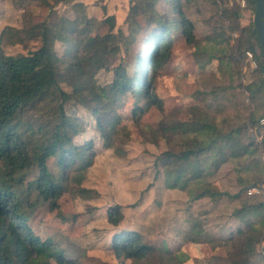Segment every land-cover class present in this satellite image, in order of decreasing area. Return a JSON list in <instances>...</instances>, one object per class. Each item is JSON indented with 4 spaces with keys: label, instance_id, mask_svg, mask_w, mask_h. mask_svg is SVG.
<instances>
[{
    "label": "trees",
    "instance_id": "1",
    "mask_svg": "<svg viewBox=\"0 0 264 264\" xmlns=\"http://www.w3.org/2000/svg\"><path fill=\"white\" fill-rule=\"evenodd\" d=\"M41 1L50 6L49 17L54 21L31 22L23 27L28 38L40 39L38 47L12 58L0 43V264H49V259L57 264H80L75 251L60 240L39 239L28 223L37 206L49 202L55 208L56 198L65 190L72 197L83 198L92 191L81 183L93 163L92 141H75L83 127L77 117L67 113L66 104L87 108L104 144L116 150L122 96L130 93L136 100L142 97L162 108L161 101L149 90L152 76H147V68L163 67L168 62L174 38L195 40L194 24L184 11L191 0H157L161 8L152 0H129L124 19L126 32L116 28L112 14L101 20L88 14L82 0L72 2L73 17L58 14L50 0ZM59 2L70 0H54L55 4ZM247 4L253 11L254 0H247ZM222 12L228 19L233 17L235 23L228 27L239 29L240 34L233 52L222 55L223 59L216 55L218 67L222 65L220 71L238 77L241 69L236 71L234 66L242 64L246 49L255 52L251 41L254 37L258 67L248 84H238L247 92L253 110L264 107V64L254 26H239V6H223ZM102 25H107L105 32L100 31ZM218 36L222 38V34ZM133 45L137 46L132 55L133 73L122 64H111L113 55H128ZM101 69L112 71L104 84L96 79ZM226 85L220 89L231 88ZM220 89L214 87L208 94L216 100ZM42 108L45 113L35 115ZM133 109L134 115L143 111L141 106ZM214 109L212 104H194L189 108L190 120L172 125L161 122L150 134L154 138L161 135L170 146L157 158L167 188L189 189L191 200L221 196L240 200L233 216L244 225L233 233L230 229L220 239L235 238L226 253L229 264H252L258 244L264 260V201L245 194L255 183H247L230 194L211 190L207 178L222 164L241 159L245 164L236 168L241 183L242 170L263 167L258 144L248 135L245 122L231 125L230 117L217 119ZM258 131L264 139V128L258 125ZM195 183L197 193L189 188ZM260 184L256 186L264 193V180ZM121 209L118 203L108 207L106 220L112 226L123 219ZM110 235L114 256L138 264L152 255L161 264H181L188 258L183 250L186 242L214 245L220 240L204 231L198 215L191 217L174 245L151 246L138 231L124 228L114 229Z\"/></svg>",
    "mask_w": 264,
    "mask_h": 264
},
{
    "label": "rangeland",
    "instance_id": "2",
    "mask_svg": "<svg viewBox=\"0 0 264 264\" xmlns=\"http://www.w3.org/2000/svg\"><path fill=\"white\" fill-rule=\"evenodd\" d=\"M54 3L53 8L60 15L73 17L75 12L72 2ZM157 5V0H152ZM191 0L185 6V14L193 20L195 40L187 41L183 37L174 38L171 56L163 67L147 68V76H152L150 92L161 101L162 108L149 103L146 99L135 97L127 93L122 96L118 113L120 123L119 134L115 136L118 149L106 146L95 128V121L89 110L80 104L68 102V114L79 119L83 130L75 136L76 142L91 140L94 149L92 165L87 169L82 179V186L91 189L89 197L71 196L65 190L56 200L55 208L46 202L36 207L28 223L36 236L45 240L52 238L60 240L62 244L77 253L80 264H138L133 260H118L110 249V231L114 229H128L138 231L144 241L151 246L178 244L182 232L188 228L190 219L198 215L200 223L206 233L217 239L233 233L242 225L233 216V210L239 208L240 200L229 196L217 198L202 197L191 200L189 189L167 188L160 163L157 161L162 151L169 144L158 135L154 138L150 132L159 127L161 122L168 125L181 123L191 119L189 108L194 104H212L215 107L214 116L217 119L230 117L231 125L245 122L247 133L258 144L262 168L259 165L249 167L240 172L241 183L237 177L236 168H242L243 160L226 162L216 172L207 178L209 188L215 192L226 190L233 194L247 183L260 185L264 180V139L258 131L257 119L264 111V107L253 110L254 105L249 101L247 92L238 84H248L252 80L257 67H252L250 60L244 56L242 64L235 65L236 71L241 69L238 77L230 72L223 73L218 67V54L229 55L234 51L239 29H229L235 23L233 17L228 19L223 15L222 7L239 6L238 0ZM88 14L97 20L107 15H114L116 28L126 32L124 19L128 10L129 0H92L86 1ZM162 7V4H158ZM50 6L41 0H0V43L4 53L12 58L34 50L40 44V39L29 37L23 27L29 23L54 21L49 17ZM240 13L245 18L238 24L247 23L253 26V11L250 6ZM107 25H102L101 32H105ZM222 34L223 41H220ZM209 37H211L209 39ZM254 47V57L257 53L256 39L251 38ZM137 46L133 45L131 52L112 56V65L122 64L129 73H133L132 55ZM256 59V57H255ZM240 67V68H239ZM112 71L101 69L96 74L99 83H106ZM231 86L227 90L220 89L225 85ZM238 84V85H237ZM226 85V86H227ZM217 87L220 92L217 99L208 91ZM66 88V87H64ZM229 97V98H228ZM142 107L143 111L134 115V109ZM45 113V108L36 112ZM254 123L252 124L251 122ZM260 138V141L257 139ZM263 140V141H262ZM197 193L196 183L190 186ZM251 190V192H250ZM246 196H254L256 201H264V193L257 187L249 186L245 190ZM118 203L122 206L123 219L119 225L112 226L106 220L108 207ZM244 225V224H243ZM242 225V226H243ZM180 235V236H179ZM235 238L207 242L190 243L183 246L188 258L181 264H229L226 253ZM261 244L257 245V252L251 257L252 264H264L261 257ZM28 264H40L30 262ZM49 264H57L49 259ZM140 264H161L158 257L152 255L148 261Z\"/></svg>",
    "mask_w": 264,
    "mask_h": 264
},
{
    "label": "water",
    "instance_id": "3",
    "mask_svg": "<svg viewBox=\"0 0 264 264\" xmlns=\"http://www.w3.org/2000/svg\"><path fill=\"white\" fill-rule=\"evenodd\" d=\"M253 26L260 47L261 59L264 64V0H254Z\"/></svg>",
    "mask_w": 264,
    "mask_h": 264
},
{
    "label": "built area",
    "instance_id": "4",
    "mask_svg": "<svg viewBox=\"0 0 264 264\" xmlns=\"http://www.w3.org/2000/svg\"><path fill=\"white\" fill-rule=\"evenodd\" d=\"M238 4L239 6L242 8V9H245V7H247V0H238ZM233 37H238L236 33H233L232 34ZM246 58L248 60H250V64L252 67H257V64H258V61L257 59H255L254 57V51L252 49H246L245 52H244ZM257 122L260 126H262L264 128V113L261 114V116L257 119ZM257 141H260V138L257 139ZM257 187H253V189H255ZM251 192V190H250Z\"/></svg>",
    "mask_w": 264,
    "mask_h": 264
},
{
    "label": "crops",
    "instance_id": "5",
    "mask_svg": "<svg viewBox=\"0 0 264 264\" xmlns=\"http://www.w3.org/2000/svg\"><path fill=\"white\" fill-rule=\"evenodd\" d=\"M84 3H86V4H89L88 2H86V1H92V0H82ZM245 18V14H244V16L242 15V12L240 13V17H239V19L240 20H243ZM190 20L193 22V20L190 18ZM194 24V23H193ZM240 25H242L241 27H245V26H247L248 24L247 23H241Z\"/></svg>",
    "mask_w": 264,
    "mask_h": 264
}]
</instances>
